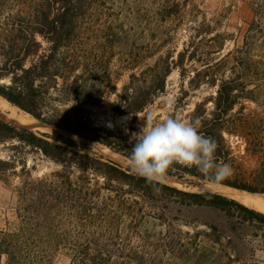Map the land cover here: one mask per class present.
I'll return each instance as SVG.
<instances>
[{"label": "trees", "instance_id": "obj_1", "mask_svg": "<svg viewBox=\"0 0 264 264\" xmlns=\"http://www.w3.org/2000/svg\"><path fill=\"white\" fill-rule=\"evenodd\" d=\"M103 1L0 0V97L42 126L97 143L127 159L132 146L128 138H114L93 126L85 118L84 108L98 106L110 94L124 103L119 114L135 115L164 93L167 77L177 69L180 77L187 79L188 89H181L174 108L182 105L190 89L202 84L214 89V94L195 104L186 117L215 140L216 162L225 164L230 155L224 134L242 138L246 154L259 159L261 169L251 175L250 183L229 178L217 183L264 194V112L262 116L248 111L246 104L264 109L260 64L246 61L238 45L222 53L225 35L208 32L205 20L199 22L204 35H199L198 42H188L175 59L159 56L144 68H140L144 56L139 49L123 43L129 32L114 22L97 25L94 35L104 41L94 60L81 45V28L87 19L106 14ZM203 44L205 56H218L185 64L184 58L193 57ZM114 52L119 69L129 71L119 92L115 82L119 74L110 65ZM261 66L264 71V62ZM235 107L238 109L233 111ZM37 133L0 119V143L16 139L59 167L35 178L27 174L14 188L15 220L7 221L0 230V264L2 257L3 264H53L58 252L68 256L69 264H160L158 250L163 251L165 245L147 240L163 236L162 232L153 235L151 229L156 224L149 222L163 217L164 204L158 206L161 200L232 212L242 221L264 226V214L233 199L210 192H186L161 182L147 183L108 159L82 153L66 136ZM13 163L11 156L0 159V178L5 182ZM25 169L22 164L20 171L26 174ZM167 175L210 182L194 168L179 164L171 166Z\"/></svg>", "mask_w": 264, "mask_h": 264}, {"label": "rangeland", "instance_id": "obj_2", "mask_svg": "<svg viewBox=\"0 0 264 264\" xmlns=\"http://www.w3.org/2000/svg\"><path fill=\"white\" fill-rule=\"evenodd\" d=\"M101 6L106 14L87 19L81 28L83 33L81 45L94 60L99 57L98 52L104 41L103 38L94 35L98 29L97 25L114 22L129 32L130 37L128 36L123 43L125 46L139 49L144 56L140 59V68H144L145 65H152L159 56L168 55L175 59L177 52L188 42H198L199 35L203 34V30L199 31V22L205 20L210 26L208 32L225 35L222 53L232 50L236 45L241 46L246 61L260 64L258 78L264 79L261 66L264 62V0H104ZM37 40L43 47L46 46L41 37L37 36ZM110 44L111 42H106V46ZM147 48H150L149 51ZM157 50L159 51L156 53ZM189 50L191 52L192 48ZM204 52L205 44L193 57L188 58L187 55L184 58L185 64L190 60L197 64L196 61L205 62L218 56L216 54L205 56ZM110 58L112 71L117 70L119 74L115 81L119 92L121 86L128 80L129 71L119 69L117 53L114 52ZM249 88L252 86L249 85ZM181 89H188L187 79L181 78L177 69H172L166 79L164 93L158 95L153 104L142 112L135 115L119 114L124 103L115 95L107 94L98 106H86L84 116L93 126L101 128L106 134L114 138H128L131 143L132 135L138 132L149 118L155 123L173 115L188 121L186 114L195 104L214 94L212 87L202 84L198 88L188 90L182 105L174 108L176 99L181 97ZM246 104L248 111L255 110L259 115L263 114L264 109L256 107L254 103ZM206 108L210 110V102H207ZM14 109L17 114H28L16 107ZM237 109L238 107H235L233 111ZM8 115L9 113L0 109V119L17 129L24 128L37 135L39 132L66 136L74 141L76 149L82 153L100 156L120 165L124 170H129L127 161L118 163L110 157L111 151L101 145L52 127L45 126L42 128L48 130L35 131L18 124ZM28 116L40 127L41 124L35 118L30 114ZM224 136L230 148V155L225 164L230 166L231 175L227 178L250 183L251 175L261 169L259 159L246 154V143L242 138L227 134ZM9 156L15 159V163L14 171L8 172L7 181L0 178V230L5 228L7 221L15 220L17 195L14 188L19 186L20 180L27 174L35 178L59 169L39 150L16 139L0 143V159L8 160ZM22 164L25 165L26 174L20 171ZM179 180L181 181L179 186H169L186 192L214 193L207 185L218 184L187 176ZM254 194L264 198V194ZM158 203V206L164 204L163 217L149 222L151 225L156 224L151 229L153 235L162 232L163 236L159 240H156L158 236L150 237L147 241L148 243L159 241L165 245L163 251L158 250L157 259L161 260L160 264H264V226L242 221L232 212L187 205L176 200H161ZM3 263L2 257L1 264ZM53 264H69V258L64 252H58Z\"/></svg>", "mask_w": 264, "mask_h": 264}, {"label": "clouds", "instance_id": "obj_3", "mask_svg": "<svg viewBox=\"0 0 264 264\" xmlns=\"http://www.w3.org/2000/svg\"><path fill=\"white\" fill-rule=\"evenodd\" d=\"M131 145L127 166L133 175L150 184L163 181L176 164L194 168L212 183L231 175L229 165L215 160V140L193 123L171 115L155 123L149 118L132 135Z\"/></svg>", "mask_w": 264, "mask_h": 264}, {"label": "bare ground", "instance_id": "obj_4", "mask_svg": "<svg viewBox=\"0 0 264 264\" xmlns=\"http://www.w3.org/2000/svg\"><path fill=\"white\" fill-rule=\"evenodd\" d=\"M0 109L2 111H6L7 113H9L8 116L10 118L14 119L18 124H21L23 126H27L28 128L33 129L35 131L48 130L47 128L39 127V125H37L38 123L36 124L34 119H32L30 116H28V114L27 115L26 114L25 115L17 114L15 112L14 107L11 106L6 100H4L1 97H0ZM95 144H97V143H95ZM109 154H110V157L112 159L118 161V163L119 162L123 163V162L127 161L126 158H124L118 154H115L113 152H111ZM180 182H181L180 180L173 178L172 176H168V175H166L165 179L163 181H161V183L172 185V186H179ZM207 186L210 188V190L212 192H214L216 194H220V195L225 196L227 198L233 199V200L241 203L242 205H244L246 207L252 208V209L264 214V198L258 194L243 192L240 190L238 191L237 189H233V188L227 187V186H222L219 184H208Z\"/></svg>", "mask_w": 264, "mask_h": 264}, {"label": "water", "instance_id": "obj_5", "mask_svg": "<svg viewBox=\"0 0 264 264\" xmlns=\"http://www.w3.org/2000/svg\"><path fill=\"white\" fill-rule=\"evenodd\" d=\"M40 127H45V126H42V125H40ZM174 178V177H173ZM179 180V179H178Z\"/></svg>", "mask_w": 264, "mask_h": 264}]
</instances>
